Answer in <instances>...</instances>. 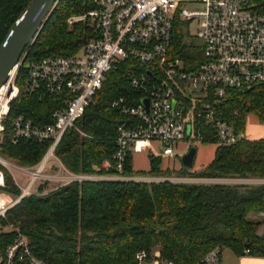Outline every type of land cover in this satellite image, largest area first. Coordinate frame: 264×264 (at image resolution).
I'll use <instances>...</instances> for the list:
<instances>
[{"label": "trees", "instance_id": "trees-1", "mask_svg": "<svg viewBox=\"0 0 264 264\" xmlns=\"http://www.w3.org/2000/svg\"><path fill=\"white\" fill-rule=\"evenodd\" d=\"M32 0H0V46L10 29ZM96 7L95 0H57L35 40L25 49L16 83L20 94L12 102L7 136L0 155L23 166H33L45 156L50 142L9 139L11 121L24 115L37 122L53 123L55 96L27 94L26 82L33 62L54 56L77 54L91 36L88 21L70 23ZM182 23L173 32V56L197 62L202 49L185 37ZM22 55V57H23ZM134 59L119 61L107 73L94 103L77 125L85 134L69 130L56 149V156L73 173L116 175L98 170L117 150V131L128 119L113 107L116 99L129 103L142 93L131 79L142 68ZM223 120L236 131H245L246 118L256 114L264 122V83L249 89L232 90L220 106ZM203 143L219 144L216 132L200 123ZM132 154L123 175L129 177H171L162 169V159L150 155L149 171H134ZM182 173L210 179H264V139H243L233 145H219L213 161L199 172ZM8 190H20L9 173ZM44 191L43 188H40ZM264 212V184L143 182L133 180H87L72 182L44 195L24 198L8 213L28 237L34 256L45 264H137V254L158 249L165 260L188 264L202 259L216 246L238 256L264 257V220L249 215Z\"/></svg>", "mask_w": 264, "mask_h": 264}, {"label": "built area", "instance_id": "built-area-1", "mask_svg": "<svg viewBox=\"0 0 264 264\" xmlns=\"http://www.w3.org/2000/svg\"><path fill=\"white\" fill-rule=\"evenodd\" d=\"M199 2L201 9H191V0H95L93 10L69 20L88 21L91 25V36L82 49L74 55L33 62L26 82L27 94H49L58 100L53 123L37 122L24 115L11 121L9 139L13 144L34 140L50 145L42 160L33 166L14 164L0 155V264H45L34 256L21 228L8 221V213L24 198L48 193L39 189L41 182L55 179L61 172L63 185L101 180L98 174L71 172L56 156V149L69 130L82 133L78 121L119 61L131 58L142 64L131 86L143 97L132 103L121 97L113 103L128 119L118 127L117 150L112 159L104 160L98 168L117 171L116 175L107 174L111 176L107 180L264 184L260 178L192 180L123 175L129 154L148 151L156 157L175 156L181 143L187 144L186 152L202 143L201 122L213 128L219 145L230 146L247 138L245 131L238 132L223 120L220 106L227 102L232 90L264 83V0ZM195 19L198 30L192 36L187 23ZM177 22L182 23L185 37L201 47L202 60L198 64L173 56ZM21 64L22 61L0 89V147L7 136L12 102L20 94L16 80ZM144 99L148 100V109ZM54 166L58 174H49ZM7 173L20 194L8 190ZM18 177L25 178V182H19ZM259 214L264 217V212ZM222 253L223 248L216 246L202 259L188 264H222ZM244 253L248 255L249 251ZM137 264L177 263L163 259L161 253L154 257L143 251L137 254Z\"/></svg>", "mask_w": 264, "mask_h": 264}, {"label": "water", "instance_id": "water-1", "mask_svg": "<svg viewBox=\"0 0 264 264\" xmlns=\"http://www.w3.org/2000/svg\"><path fill=\"white\" fill-rule=\"evenodd\" d=\"M57 0H32L14 23L0 46V89L21 61L25 49L35 40ZM143 103L148 109V100ZM197 148L192 146L181 158L185 168L193 166Z\"/></svg>", "mask_w": 264, "mask_h": 264}, {"label": "crops", "instance_id": "crops-1", "mask_svg": "<svg viewBox=\"0 0 264 264\" xmlns=\"http://www.w3.org/2000/svg\"><path fill=\"white\" fill-rule=\"evenodd\" d=\"M245 134L247 136V139H250V140L264 139V126L262 127V130H259V132H257V133H254V132H253V134L249 133L250 136H248V131L245 128ZM181 144L183 145V147H180V149L177 148V150H176L177 154L175 156L160 157L162 159V165H161L162 169L163 170L169 169V170L174 172L171 177H167V178H185V179L190 178L192 180H199L200 177H192L189 174L184 175L182 173V171H183L182 170L183 169L182 164H181V166H176L175 159L176 158H182V156L189 151L188 150L186 152V149L188 148L186 143H181ZM218 146H219V144H215L213 151H212V154L210 156H208L207 159H204L203 162H201L198 166H192L191 168H188L189 169L188 172L189 173L199 172L202 169H204L206 166H208L213 161ZM132 155H133L132 164H133V170L134 171H149L150 170L151 165H150L149 156L151 154L148 151L134 153ZM197 155H198V150H197ZM197 155L195 157V160L197 158ZM134 156H139V157L143 156L144 162L142 164L136 165L135 161H134ZM146 156H147V158H146ZM163 160H166V165H163ZM195 160H194V163H195ZM170 162L173 165L175 164V166H170V164H171ZM194 163H193V165H194ZM163 178H166V177H163ZM253 216L255 219L261 218L259 213H254ZM261 229H262V227H261ZM261 229H260L259 233H264V226H263L262 231H261ZM224 256H225L224 253H222V264H264V257H257V256H251V255L238 256L235 253H233L231 250L227 256H225V257Z\"/></svg>", "mask_w": 264, "mask_h": 264}, {"label": "rangeland", "instance_id": "rangeland-1", "mask_svg": "<svg viewBox=\"0 0 264 264\" xmlns=\"http://www.w3.org/2000/svg\"><path fill=\"white\" fill-rule=\"evenodd\" d=\"M191 1H193V4L190 6L191 9H201L203 7L202 3L199 2V0H191ZM187 28H188L190 34L192 36H195L197 34V30H198V21L195 19L193 21L188 22L187 23ZM23 58H24V55L21 58V61L23 60ZM263 126H264V122L261 121L256 114L250 113V114L247 115V118H246V129L248 131V136H250V134H253V132L254 133L259 132V130H262ZM81 134L85 135L83 132ZM181 145L182 144H179L177 146V148L180 149V147H183V145L182 146ZM214 146H215L214 143H203V142L202 143H196L194 145V147L197 148L198 155H197V158H196L195 163H194L193 166H198L201 162H203L204 159H207L208 156H210L212 154ZM146 158H147V156H146ZM9 161L14 163V164H18L15 160H9ZM134 161H135L136 165L137 164H142L144 162V157L143 156H141V157L134 156ZM175 163H176V166H181V164H182L181 158H176L175 159ZM18 165H20V164H18ZM163 165H166V160H163ZM170 166H175V164L173 165L171 163ZM57 171H58V168L56 166H54L53 168L49 169L48 173L49 174H58ZM109 177H111V176H108L106 174V175H102L100 177V179L101 180H107ZM18 180L21 183L25 182V178L18 177ZM218 182H220V181H218ZM61 185H63V172L59 173V175H57V177L55 179H51V180H47V181L41 182L40 185H39V189L43 188L45 192H50V191L58 188ZM253 214H250L249 217L254 219ZM257 219L264 220V217L257 218ZM262 230H263V227H262L261 231ZM159 253H160L159 250L155 249L152 252V256L155 257ZM223 253H224L225 256H227L228 253H230V250L228 248H224L223 249Z\"/></svg>", "mask_w": 264, "mask_h": 264}]
</instances>
